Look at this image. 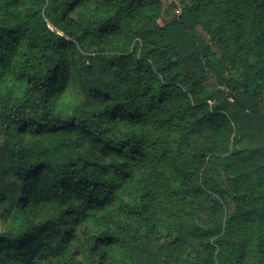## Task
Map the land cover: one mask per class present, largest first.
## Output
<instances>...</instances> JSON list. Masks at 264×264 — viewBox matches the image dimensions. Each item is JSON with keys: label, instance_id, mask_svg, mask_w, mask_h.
I'll list each match as a JSON object with an SVG mask.
<instances>
[{"label": "trees", "instance_id": "obj_1", "mask_svg": "<svg viewBox=\"0 0 264 264\" xmlns=\"http://www.w3.org/2000/svg\"><path fill=\"white\" fill-rule=\"evenodd\" d=\"M176 2L0 0V264H264V0Z\"/></svg>", "mask_w": 264, "mask_h": 264}, {"label": "rangeland", "instance_id": "obj_2", "mask_svg": "<svg viewBox=\"0 0 264 264\" xmlns=\"http://www.w3.org/2000/svg\"><path fill=\"white\" fill-rule=\"evenodd\" d=\"M162 3H163V6H164V14H163V20L164 22H167L169 21L170 19H172L176 14H177V9H176V5H177V2L176 0H162ZM198 33L203 37L205 38L210 44L213 45L212 41L210 40V36L209 34L203 30L202 28H198ZM214 46V45H213ZM214 48L216 50L217 47L214 46ZM205 87L207 89H211V87H213V83L211 80H208L205 82ZM263 107H264V101H263ZM233 206L229 203L228 205V211L230 212L232 210Z\"/></svg>", "mask_w": 264, "mask_h": 264}]
</instances>
